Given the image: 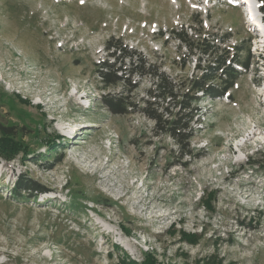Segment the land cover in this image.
<instances>
[{"label": "rangeland", "instance_id": "374dc122", "mask_svg": "<svg viewBox=\"0 0 264 264\" xmlns=\"http://www.w3.org/2000/svg\"><path fill=\"white\" fill-rule=\"evenodd\" d=\"M247 3L248 17L240 0H0V125L28 153L0 156V264H264V13ZM148 65L177 90L158 111L209 68L220 91L225 67L238 75L196 93L179 144L143 112ZM107 96L134 106L113 114ZM19 176L44 192L15 202Z\"/></svg>", "mask_w": 264, "mask_h": 264}, {"label": "trees", "instance_id": "16d2710c", "mask_svg": "<svg viewBox=\"0 0 264 264\" xmlns=\"http://www.w3.org/2000/svg\"><path fill=\"white\" fill-rule=\"evenodd\" d=\"M260 4L258 8L261 13H264V0H257ZM116 45H107V51H111L109 53V57H112L114 60L117 58L115 57L114 52H118V48L115 47ZM213 46L209 45V48L205 51V54L210 53ZM120 52V50H119ZM219 63L218 60H215L213 64ZM234 64L239 66H246L240 64L238 61H234ZM100 75L102 81L106 85L115 84L120 80V77L116 75L114 71L111 74L110 70L114 66L113 63L108 62V60L103 61L100 64ZM225 64H222L224 66ZM147 71L145 72V67L143 66V70L139 71V74L148 73L151 76L156 77V81L153 84V89L149 91V97L146 101V106L143 108V112L146 116L152 119L155 122L156 128L160 131L166 132L168 135L173 137L179 144L181 141H186L191 138V127L190 123L193 120V108L192 104L197 100L196 93L202 92L204 96H212L218 97L223 95V91L229 90L232 87L233 82L237 78V70L232 67H225L221 72V80L224 84L222 91L218 89H214L211 86L212 81L214 80L213 71L214 68H209L206 72L202 73L200 76L195 77V81L192 83V92L191 97L188 100H180L178 102V106L174 104V108L171 111L169 109L161 108V111H158L157 105L159 101H168L173 100L176 98L177 90H175V85L172 82H165L162 79V76L156 75L153 71L150 70V66H147ZM189 91V90H188ZM183 95H187V92ZM159 100V101H158ZM22 102H26L25 100H21ZM104 102L106 107L113 113V114H126L129 108H133V103H130L122 97L118 98H104ZM169 103V102H168ZM157 108V109H156ZM177 108V109H176ZM176 109L175 111H173ZM165 113H164V112ZM163 117L165 119L163 120ZM14 127L11 126H1L0 125V156L5 157L6 159H11L14 156L18 155L19 153L22 154V157H26L27 147L23 145L20 139L16 138V133L14 131ZM55 138H59L58 135L53 136V139L47 140L48 147L52 148V141L54 142ZM44 192L43 186H41L35 180L26 177V176H19L12 187V192L10 196L12 197L15 202H23L29 198H34L37 196L38 193ZM180 239L185 241L188 244L195 245L197 242V235L195 233H186L185 231H179ZM111 256V254H110ZM22 257L17 256L13 259L14 264H21ZM120 264H161L154 254L146 252L143 256V259L140 262L131 260L126 253L123 254L122 257L119 259Z\"/></svg>", "mask_w": 264, "mask_h": 264}, {"label": "bare ground", "instance_id": "6f19581e", "mask_svg": "<svg viewBox=\"0 0 264 264\" xmlns=\"http://www.w3.org/2000/svg\"><path fill=\"white\" fill-rule=\"evenodd\" d=\"M250 5V4H249ZM246 9V8H245Z\"/></svg>", "mask_w": 264, "mask_h": 264}]
</instances>
